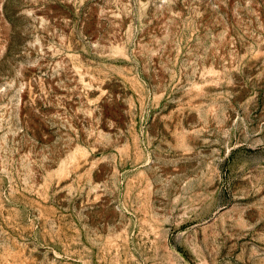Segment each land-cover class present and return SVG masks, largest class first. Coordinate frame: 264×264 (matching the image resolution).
I'll return each instance as SVG.
<instances>
[{"label":"rangeland","instance_id":"rangeland-1","mask_svg":"<svg viewBox=\"0 0 264 264\" xmlns=\"http://www.w3.org/2000/svg\"><path fill=\"white\" fill-rule=\"evenodd\" d=\"M0 264H264V0H0Z\"/></svg>","mask_w":264,"mask_h":264}]
</instances>
